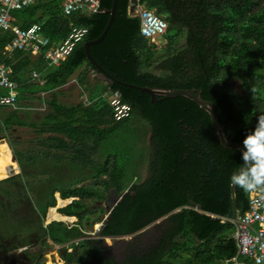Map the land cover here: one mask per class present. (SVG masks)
<instances>
[{"label":"trees","instance_id":"obj_1","mask_svg":"<svg viewBox=\"0 0 264 264\" xmlns=\"http://www.w3.org/2000/svg\"><path fill=\"white\" fill-rule=\"evenodd\" d=\"M60 2L43 0L12 12L14 24L27 28L37 23L51 44L63 40L71 26L86 27L87 36L65 62L51 66L42 55L32 58L23 51L4 54L12 36L9 31H0V63L12 68L17 83H23L24 74L32 70L41 74V90L67 83L84 64L99 73L87 60L83 44L102 34L112 0H100L105 12L70 16L62 13ZM130 4L153 10L167 23L169 34L165 36L160 75L148 69L158 52L155 44L140 35L139 19L128 15ZM183 34L186 42L180 46L178 37ZM89 49L110 75L156 90L157 99L162 91H193L214 106L222 133L213 127L209 109L189 97L152 102L144 91L106 80L108 90L119 91L130 105L127 119L114 121L106 101L89 111L82 106L50 104L54 113L45 116L39 129L44 132L46 126H51L59 131L67 126L73 129L66 133L72 146L93 137L102 150L110 135L138 114L149 123L151 131L148 176L132 184L125 179L124 170L108 164L110 156L105 154V162L95 165L90 178L75 179L64 177L62 170H82L86 164L46 162L43 138L38 158L29 150H16L13 128L28 123L20 120L14 109L0 106V140L6 141L20 169L19 174L7 177L4 162L0 163V254L49 240L72 249L66 252L63 248L66 264H86L88 259L98 264H232L230 261L238 256L231 221L248 209L250 192L230 184V175L242 163L241 149L222 143L221 135L232 145H242L246 133L255 126L256 116L264 113V0H117L116 14L105 38ZM232 79L239 81L244 96L235 91ZM78 111L83 112L82 118H75ZM74 123L86 125L73 127ZM10 154L0 150L7 162H11ZM85 179H89L87 184ZM126 190L121 200L109 208V217L96 239L85 237L77 225L67 226L60 221L86 219L99 223L100 218L87 215L95 214L89 203L99 201L97 209L102 212L100 204H108L110 199L109 195L103 198L101 191H112L119 197ZM56 194L59 207L74 199L56 211ZM46 215L51 221L48 224ZM148 232H157L154 242L138 248L139 240ZM125 235L133 236V241L122 261L107 255L104 238ZM23 255L32 263L40 256L26 250ZM238 260L243 261L240 257Z\"/></svg>","mask_w":264,"mask_h":264},{"label":"built area","instance_id":"obj_2","mask_svg":"<svg viewBox=\"0 0 264 264\" xmlns=\"http://www.w3.org/2000/svg\"><path fill=\"white\" fill-rule=\"evenodd\" d=\"M43 0H0V31H9L11 41L4 47V53L11 55L16 51H23L31 56L42 55L51 66H59L65 62L70 54L88 34L83 26H71L66 37L55 44L41 33L37 23L27 28H20L14 24L12 12L20 11L30 5ZM61 11L65 16L83 13L92 15L105 12L101 9L100 0H61ZM128 15L137 17L140 21V35L154 44V41L163 37L167 30V23L157 16L153 10L140 5L133 6ZM129 6V7H130ZM36 78L37 74L33 73ZM18 83L13 79V70L10 66L0 63V106L15 108L18 102ZM108 102L112 110L113 120L118 122L127 119L131 112L128 103L122 100L117 90L108 91ZM235 225L233 239L237 247L238 258H233V264H264V194L249 193V207L232 221Z\"/></svg>","mask_w":264,"mask_h":264},{"label":"rangeland","instance_id":"obj_3","mask_svg":"<svg viewBox=\"0 0 264 264\" xmlns=\"http://www.w3.org/2000/svg\"><path fill=\"white\" fill-rule=\"evenodd\" d=\"M184 37H185V34L179 37L178 45L184 46L185 44ZM154 44H156L155 50L158 52V56L154 61L150 63L151 66L148 69L153 74L160 75L163 72V70L159 67V64L161 62V58L164 57L163 50L166 46L165 45L166 43L163 37H161L155 40ZM80 70L81 69L76 71L75 75L78 74ZM95 76H99L101 78L100 74L98 73H96ZM94 81L96 80L93 79L92 82ZM231 83L234 84L235 86L236 85L239 86L238 80L232 79ZM29 89H32L33 92H39L42 88L39 87L37 83L31 84L30 87L21 86L19 88V93L22 99H25V97H27L26 93L29 92ZM101 91H102L101 85L96 83V87L94 89V95L96 99L99 98V103L101 101V97H100ZM237 91L240 92L239 88ZM98 106L95 107V109L98 108ZM39 112H42V111H39ZM25 130H28V129H25ZM150 135H151V131H150L149 123L143 120L138 114H134L132 119L128 123L120 127L117 131H114L110 135L107 142L102 144V155L103 156H102V162L100 164L104 163L107 158L106 156L109 155L110 158H109L108 164L110 166H113L112 163H114L115 165H117L118 168L124 170L125 179L128 181L131 180L132 184L140 183L148 176V169H147L146 161L149 160L152 154ZM24 136L26 137L25 139H28L29 138L28 132H26ZM5 142H0V150L9 154V152H11V149L7 146L8 144H6ZM9 157L11 159V162H7L3 157L0 156V163L4 162L2 165L6 167L7 170L5 172L9 174L7 177L12 176L18 171H20L16 162L12 159V153L9 155ZM41 178L43 177H39L37 179H41ZM88 182H89V179L84 180V184H87ZM102 192L103 191H101L100 194L101 196H103V198H107L109 195L110 202L108 204L106 202H102V204H100L103 209V211L101 212L97 209V207L99 206V201H91L89 203L90 210H94L95 214L93 213L87 214V215H90L92 218H100L101 222L93 224L92 220H86V219L76 220L74 222H69L66 220H60V221L64 222L67 226H72L74 224L77 225L78 227L82 229L83 235L85 237H90V238L93 237L94 239L98 238L96 234L100 229L99 225L105 220L109 208L113 205V203L118 198L115 194H113L112 191H110L109 194L107 193L104 194ZM56 198H57V195H56ZM66 205L59 207L58 201L56 199L55 210L57 211L58 209L65 207ZM48 212H47V215H48ZM47 215L45 219V224H48V222L49 223L51 222L47 220L48 219ZM162 220L163 218H161L159 221H162ZM52 221H56V220H52ZM155 233L157 235V232ZM155 233L148 232L147 234L143 235L141 239L139 240L140 242H138L137 247L138 248L141 247V244L148 245L149 242L153 243L154 237L156 236ZM125 239L128 240L129 238L125 237ZM124 243H125V240H118L117 238L115 240L110 239V238H104V241H103V244L107 246L106 254L110 255V253L112 252V249H114L121 259L124 254L123 253ZM67 247L68 245L59 246L47 240L46 243H41L36 246L23 247L11 253H7L3 255L0 254V264H66V260L63 259V255H64L63 248L67 250L66 252H72V249L67 248ZM25 250L28 253L36 254L37 256L40 255L37 261L32 263L31 260H29V258L26 255H23V252ZM114 258H117V256L114 255ZM86 264H96V262L91 259H88ZM222 264H227V263L225 262Z\"/></svg>","mask_w":264,"mask_h":264},{"label":"crops","instance_id":"obj_4","mask_svg":"<svg viewBox=\"0 0 264 264\" xmlns=\"http://www.w3.org/2000/svg\"><path fill=\"white\" fill-rule=\"evenodd\" d=\"M197 1L200 0H192L193 3H196ZM207 1L210 2L211 0ZM35 57L37 56H32V58ZM79 69H81L80 72L75 75L76 71H78ZM76 71L68 79L67 83L54 89L40 90L39 92H33L32 89H29V92L26 93L27 97H25V99H22L20 97L18 89V102L16 107L13 109L18 112L20 120H24L25 122H27L28 126H14V148L22 152L29 150L30 155L35 153L34 156L38 158L41 156L40 150L42 149V145L40 144V140L43 138L45 139L44 156L46 162L59 161L62 164H72L75 162L84 163L86 164V166L83 167L82 170L78 168L62 170V173L64 174L63 176L74 178H90L95 165L97 166L102 162L103 155L99 142L95 144V140L92 137L86 138L85 141L81 144L72 146V142L66 134L73 132V129H71L70 127H60L59 131H53V127L51 128V126H49V128L48 126H46L44 128V132L40 131L39 129L45 116L50 113H54L53 108L50 107V104H57L66 108H75L78 106H82L83 108L88 109V111L91 109V107H95L99 102V98L97 97L98 99H96L94 95L96 83L100 84L102 88L100 94L101 102H108L109 90L106 85V80H103L99 76H95L97 72L92 70L86 64L82 65ZM33 73L37 74L36 78L33 77ZM24 76L25 78L22 81L23 83H18L19 88L21 86L30 87V85L34 83H37L39 87L43 86L41 74L37 71L32 70L25 73ZM93 79H95L96 81L92 82ZM81 112L82 111H78L77 115H75V118H82L83 112ZM56 115L57 114L55 113V116ZM84 125L86 124L74 123L73 127H83ZM88 126L91 127L92 125L88 124ZM26 132H28V139H25L26 137L24 136ZM56 195L58 196L57 198H59V195Z\"/></svg>","mask_w":264,"mask_h":264},{"label":"clouds","instance_id":"obj_5","mask_svg":"<svg viewBox=\"0 0 264 264\" xmlns=\"http://www.w3.org/2000/svg\"><path fill=\"white\" fill-rule=\"evenodd\" d=\"M226 143L227 137L222 136ZM242 143L240 167L229 177L230 184L244 192L264 194V113L256 116L254 128L247 132Z\"/></svg>","mask_w":264,"mask_h":264},{"label":"water","instance_id":"obj_6","mask_svg":"<svg viewBox=\"0 0 264 264\" xmlns=\"http://www.w3.org/2000/svg\"><path fill=\"white\" fill-rule=\"evenodd\" d=\"M116 5H117V0H112V6H111V9L109 11V19H108V22H107V25L105 26L102 34L94 39V40H90V41H86L84 44H83V48H84V52H85V56L87 58V60L93 65V67L99 72L101 78L103 80H109L111 82H115L119 85H122V86H127V87H132V88H136V89H139L141 91H144L146 92L150 98H151V101L152 102H159L165 98H173V97H176V96H185V97H189L191 98L194 102H196L198 105L202 106V107H205V108H208L209 109V114H210V118H211V121H212V124H213V127L215 128V130L218 132V133H222V128L219 127L216 123V119H215V113H214V106L211 104V106L205 102L204 100H202L196 93H194L193 91H188V90H174V91H162L159 93V95H161V98L160 99H157L156 96L158 95V92L156 90H152V89H149L147 87H140V86H137V85H133V84H129V83H125L123 81H120L118 79H116L115 77H113L112 75H110L108 72H106L100 65H98V63L95 61V59L92 57L91 53H90V49L89 47L91 45H96L98 43H100L106 36L110 26L112 25V22L114 20V17H115V14H116ZM132 7L130 6L129 7V12L131 13L132 12ZM235 88V91H237V88L240 87L238 85H234L232 84ZM244 94V93H243ZM223 135H221L222 137ZM0 142H5V140H0ZM225 145L229 146V147H232V148H235V149H242V145H232L228 142L224 143ZM12 153V159L15 161V158H14V154L13 152L11 151ZM20 171H18L17 173L15 174H19ZM14 174V175H15ZM127 192V191H126ZM124 192V193H126ZM232 192H233V189H232ZM122 193L117 199L116 201L113 203V207L121 200L123 194ZM71 203V202H69ZM68 203V204H69ZM111 211V210H110ZM110 211H108L107 215H106V218L104 221H107L108 217H109V214H110ZM103 221V222H104ZM103 222L99 225V227H101L103 225ZM49 223V222H48ZM157 223V222H156ZM125 237L129 238L128 240L125 239ZM118 240H125V243H124V246H123V253L125 254L126 253V250H127V246L128 244L133 240V236H128V235H125V236H122V237H118L117 238ZM123 254V255H124ZM122 261V260H120ZM96 264H98L96 262Z\"/></svg>","mask_w":264,"mask_h":264},{"label":"flooded vegetation","instance_id":"obj_7","mask_svg":"<svg viewBox=\"0 0 264 264\" xmlns=\"http://www.w3.org/2000/svg\"><path fill=\"white\" fill-rule=\"evenodd\" d=\"M167 34H169V32H168V29L166 30V33H165V35L163 36V39L166 41V39H165V36L167 35ZM180 37V36H179ZM179 37H178V40H179ZM184 41L186 42V36L184 37ZM167 43V42H166ZM239 88V90H240V92L239 91H237V92H239V93H241L242 94V96H244V94H243V92L241 91V89H240V87H238ZM238 88H237V90H238ZM151 158V157H150ZM150 158H149V160L148 161H146V164H147V169H149V166H150ZM145 180V179H144ZM143 180V181H144ZM143 181H141V182H143ZM127 191V190H126ZM125 191V192H126ZM125 194V193H124ZM123 194V195H124ZM116 238H118V237H116ZM116 238H114L113 240H115ZM112 239V238H111ZM133 241V240H132ZM132 241L130 242V246L132 245ZM110 255L111 256H114V255H116L117 256V260H122L121 258H120V256H118V254H117V252L114 250V249H112V252L110 253ZM123 257V256H122Z\"/></svg>","mask_w":264,"mask_h":264},{"label":"bare ground","instance_id":"obj_8","mask_svg":"<svg viewBox=\"0 0 264 264\" xmlns=\"http://www.w3.org/2000/svg\"><path fill=\"white\" fill-rule=\"evenodd\" d=\"M71 201H72V200H71ZM71 201H70V202H71ZM49 218H50V217H49ZM47 220L50 221V219H47ZM110 239H111V238H110ZM237 256H238V255H237ZM238 258H239V256H238ZM240 258H241V257H240ZM241 259H242V258H241ZM232 260H233V259H232ZM232 260H231V261H232ZM231 261H230V262H231ZM243 261H244V260H243Z\"/></svg>","mask_w":264,"mask_h":264}]
</instances>
